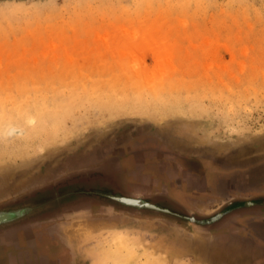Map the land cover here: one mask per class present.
<instances>
[{"label":"rangeland","instance_id":"1","mask_svg":"<svg viewBox=\"0 0 264 264\" xmlns=\"http://www.w3.org/2000/svg\"><path fill=\"white\" fill-rule=\"evenodd\" d=\"M138 133L264 178V0H0V199ZM156 229L68 238L72 262L264 264L261 244ZM28 231L0 264L31 261Z\"/></svg>","mask_w":264,"mask_h":264},{"label":"flooded vegetation","instance_id":"2","mask_svg":"<svg viewBox=\"0 0 264 264\" xmlns=\"http://www.w3.org/2000/svg\"><path fill=\"white\" fill-rule=\"evenodd\" d=\"M134 149L137 151L138 155L147 153L153 155L157 152L170 155L173 152L170 150V147L159 141L156 137L141 133L133 134L126 140L114 139L110 144H102L101 155H99L101 157L100 160H98V157L95 154L90 153L85 159L71 161L72 164L68 165L67 168L65 167L56 177H53L49 183L73 173L75 171H73V167H77L78 164L87 168L96 167L100 166L108 159L111 160L110 165L107 167V169L110 170V172H108L109 175L114 176L115 179L121 181V183L124 181L127 183L133 182V176L128 173L125 174L123 170L120 171V173L116 170H118V159L122 164L124 158H130L133 156L131 151ZM170 161L172 162H169V160L166 162L167 168H174L179 164L182 168L194 171L198 170V172L200 170L202 171V169L205 170L207 167L210 169L209 172L214 167L220 169V177L223 183V193L221 194V197L225 198L223 199V204L208 216H201L198 212L192 213L185 210L188 214L194 215L196 219L201 221L199 223L201 225L193 226L195 228H200L201 230L192 231L187 223L178 222L173 218L164 215L110 208L109 203H96V200H93L95 202L92 201L91 203L90 216H86L83 219H72L69 220V222L45 221L35 229L28 231V233L25 234V242L28 244L25 251L28 260H31L28 264H73V251H71L73 246H69L67 243L69 231L78 229L82 225L84 228L88 225V231H92L95 228L125 230L134 227L137 223V219L153 222L157 227L156 230H158V232H162V230L164 232L174 230L181 233V231L184 230L187 234L197 236L200 243H208V251L216 250V244L225 245L227 241L230 244L232 243V248L243 247V245L253 247L258 246L257 244L264 245V210H258L260 207H256L255 203L258 198L264 200V178H258L255 182L256 184H253L254 180H251V178L248 177L247 170H249V168L239 170L223 163H214L211 160H192L189 158L183 159L178 157ZM145 166L148 167L149 173H153V170L156 168L153 160H148ZM252 170L253 169H251V171ZM255 171L258 173L259 171L264 172V163L255 168L254 172ZM167 177V172H164V174L159 177L161 184L165 182V178ZM230 183H233L234 186H230ZM126 187L127 185H125V188ZM143 198H149L151 199L150 201L153 202L169 201L168 198L163 195ZM168 205L172 207L170 204ZM247 205H249L248 208H246ZM250 211L254 212L251 213ZM255 211L259 212L256 213ZM239 212H241V215L236 216L235 213ZM216 216L218 219L214 220L213 223L215 228L210 229V232L206 234L205 229L210 227L206 224ZM252 231H255L256 234ZM255 235L258 236L259 239H257ZM201 238L204 241L201 240ZM236 257L238 256L236 255Z\"/></svg>","mask_w":264,"mask_h":264},{"label":"water","instance_id":"3","mask_svg":"<svg viewBox=\"0 0 264 264\" xmlns=\"http://www.w3.org/2000/svg\"><path fill=\"white\" fill-rule=\"evenodd\" d=\"M211 156L221 157V154L214 152ZM236 159L237 155H233L229 160L234 161ZM105 166L107 167V164H105ZM105 166L102 165L98 168L84 169L77 173L73 172L66 175L64 178L55 180L54 182L31 188L20 195L7 199L1 198L0 214L11 213V215H13L12 210H15L14 208L20 206L22 207V210L28 206L29 208L12 219L1 221L0 247L13 245L12 242L17 241L19 232H25L43 221H53V219L70 217L76 212L88 208L93 200L103 204L109 203L110 208L159 214L171 217L178 222H185L191 226L201 225L199 224L201 221H195L198 219H196L194 215L188 214L181 207H178L175 203L169 201L166 202L175 210L173 213L152 210L146 205L136 206L133 203L126 204L119 199L116 200L119 205L110 204V202H108L109 200L104 199L103 192L106 193L113 191L116 192L117 195L129 199L145 201H150L151 199L125 195L124 192L116 186L117 180L114 176L108 174L105 170ZM49 171L50 170L48 169L47 171L40 173L37 178H41L42 176L46 177ZM41 174L43 175L41 176ZM37 178H33L32 176L22 178L21 187L26 188V185L30 184L32 180L34 181ZM256 202V206L262 207L263 204H260V202H264V200L258 198L255 203ZM248 206L249 205H247L246 208H248ZM175 212L177 213L174 214ZM213 223L214 222L207 223L206 225L212 226L214 225Z\"/></svg>","mask_w":264,"mask_h":264},{"label":"crops","instance_id":"4","mask_svg":"<svg viewBox=\"0 0 264 264\" xmlns=\"http://www.w3.org/2000/svg\"><path fill=\"white\" fill-rule=\"evenodd\" d=\"M152 137H157V136L153 135ZM170 150L173 151L170 155L165 153H158V152L153 155L149 153L138 155L137 151L134 149L131 151L133 156L130 158H124L122 164L119 162L118 159L117 161L118 170L116 171L120 173V171L123 170L125 174L126 173L130 174L131 176H133V182L127 183L124 181L122 182L123 183L122 184L121 181L117 180L116 186L122 191L124 190L123 192H125L124 193L125 195L135 196V197H151L156 195H163L168 198L169 202L175 203L177 206L181 207L182 209L188 212H192V213L198 212L201 216H208L212 214L217 208H219V206L223 204L224 202L223 199H225L221 197L222 196L221 194L223 193V183L220 177L221 176L220 169H218V167H214L209 172L210 169L209 167H207L205 170L202 169V171L200 170L201 172L200 171L198 172V170L194 171V170L182 168L179 164L174 168H170V167L167 168L166 162L168 160L169 162H172L170 160H174L175 158L180 157L183 159L189 158L192 160L195 159L211 160L214 163L221 164L219 158L216 156L206 157L205 155L186 154L184 148L183 150H177V149L175 150L172 147H170ZM148 160H153V162L155 163L156 168L153 170V173H149L148 167L145 166ZM110 162L111 160L108 159L107 161H104L103 164H101L100 166L102 165L105 166V164H107L108 167V165H110ZM100 166H96V168ZM107 167L105 170L107 172H110V170L107 169ZM93 168L95 167H91V168L88 167V169H93ZM164 172L168 173V177L165 178V182L161 184V180H159L160 179L159 177L162 174H164ZM39 185L40 184H37L31 188H35ZM125 185H127L126 187L127 189L125 188ZM230 186L233 187L234 184L230 183ZM103 196L104 199L109 200L108 202H110V204L117 205V203L111 199V196H119L117 195L116 192L113 191L106 193L103 192ZM147 202L155 205L160 209H166L172 213L175 211L166 202H162V201L161 202L147 201ZM96 203L99 202L96 201ZM90 214H91V205L80 212H76L70 217H66L71 219H65V217L64 218L62 217L60 219H53V222L54 221L69 222V220L75 218L83 219L86 216H90ZM136 222L137 223L133 228H137V229L139 228V230L148 227L152 228L153 226H155L154 223L150 221L137 219ZM38 226L32 227L29 230L35 229ZM88 228H89L88 225L86 228H84V226L82 225L78 229L69 231L68 236L70 238V241L74 243L79 237L88 238L93 236V232L91 230L88 231ZM214 228H215L214 225L211 227H207L205 229V233L208 234L210 232V229H214ZM252 232L255 233V231Z\"/></svg>","mask_w":264,"mask_h":264},{"label":"bare ground","instance_id":"5","mask_svg":"<svg viewBox=\"0 0 264 264\" xmlns=\"http://www.w3.org/2000/svg\"><path fill=\"white\" fill-rule=\"evenodd\" d=\"M14 130V129H13ZM9 132V131H8ZM111 199L114 201V202H118V201H116L117 199H119L121 202H123V203H126V204H129V203H133V204H135L136 206H143V205H146L147 207H150L152 210H160V211H168V210H166V209H160V208H158V207H156L155 205H153V204H150V203H148L147 201H145V200H139V199H129V198H126V197H123V196H111ZM118 204V203H117ZM119 205V204H118ZM26 207V206H25ZM29 208V206L27 207V208H25V209H23V211L22 212H24L26 209H28ZM169 213H172V212H170V211H168ZM13 213V212H12ZM174 214H176V213H174ZM15 216H17V214L16 213H13V215H11V213L10 214H0V223H2L1 221H5V220H8V219H12V218H14ZM219 216V215H218ZM216 219H218V217L216 216V217H214L213 218V220H209V222L208 223H210V222H214V220H216ZM120 221V220H119ZM195 221H199V220H195ZM65 238V237H64ZM66 246V245H65Z\"/></svg>","mask_w":264,"mask_h":264}]
</instances>
